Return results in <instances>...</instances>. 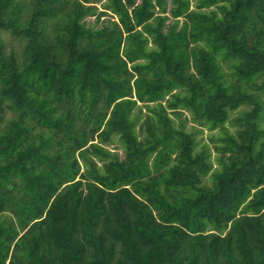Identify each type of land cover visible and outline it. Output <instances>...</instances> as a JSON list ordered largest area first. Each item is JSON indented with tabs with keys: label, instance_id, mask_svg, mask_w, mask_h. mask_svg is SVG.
<instances>
[{
	"label": "trees",
	"instance_id": "trees-1",
	"mask_svg": "<svg viewBox=\"0 0 264 264\" xmlns=\"http://www.w3.org/2000/svg\"><path fill=\"white\" fill-rule=\"evenodd\" d=\"M0 264H264V0H0Z\"/></svg>",
	"mask_w": 264,
	"mask_h": 264
},
{
	"label": "rangeland",
	"instance_id": "rangeland-1",
	"mask_svg": "<svg viewBox=\"0 0 264 264\" xmlns=\"http://www.w3.org/2000/svg\"><path fill=\"white\" fill-rule=\"evenodd\" d=\"M87 6V5H85ZM91 9H95L98 11L100 9V5H94V4H91V5H88ZM60 15V14H59ZM106 18V17H104ZM87 21L88 22H93L94 21V16H88L87 18ZM53 21L54 19H48V18H41L40 20V24H39V27L41 28V36L42 37H50V35L52 33H54V30L52 29V26L54 25L53 24ZM58 24V23H57ZM10 43H12L14 46H16V48L18 47L17 45V42L16 41H11ZM207 133V131H204L203 135L205 136ZM113 147V146H111ZM119 153L122 154V151L119 149Z\"/></svg>",
	"mask_w": 264,
	"mask_h": 264
}]
</instances>
